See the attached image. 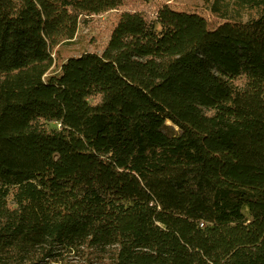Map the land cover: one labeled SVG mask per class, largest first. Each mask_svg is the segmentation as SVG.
<instances>
[{"label":"trees","instance_id":"1","mask_svg":"<svg viewBox=\"0 0 264 264\" xmlns=\"http://www.w3.org/2000/svg\"><path fill=\"white\" fill-rule=\"evenodd\" d=\"M203 4L0 0V264H264V0Z\"/></svg>","mask_w":264,"mask_h":264},{"label":"rangeland","instance_id":"2","mask_svg":"<svg viewBox=\"0 0 264 264\" xmlns=\"http://www.w3.org/2000/svg\"><path fill=\"white\" fill-rule=\"evenodd\" d=\"M129 7L132 4H151L158 0H124ZM165 1L172 8L176 10L195 11L204 15L209 22L211 28L217 27L222 19L212 15L203 4V0H161ZM154 10V7H153ZM120 16V9H110L103 13H93L88 15H81L78 18L77 31L72 39H66L56 45L53 49V55L56 57V64L52 71L59 69V63L70 55H76L84 50L96 51L101 53L107 42L108 32L116 24ZM173 125L171 122H167ZM56 122L50 123V126L56 125ZM178 130V127L173 125ZM72 264H101L94 260L85 263L80 258H74Z\"/></svg>","mask_w":264,"mask_h":264},{"label":"bare ground","instance_id":"3","mask_svg":"<svg viewBox=\"0 0 264 264\" xmlns=\"http://www.w3.org/2000/svg\"><path fill=\"white\" fill-rule=\"evenodd\" d=\"M167 122H171L170 120H167Z\"/></svg>","mask_w":264,"mask_h":264}]
</instances>
